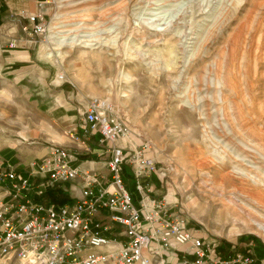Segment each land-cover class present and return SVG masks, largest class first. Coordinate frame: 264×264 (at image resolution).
<instances>
[{"label":"rangeland","instance_id":"374dc122","mask_svg":"<svg viewBox=\"0 0 264 264\" xmlns=\"http://www.w3.org/2000/svg\"><path fill=\"white\" fill-rule=\"evenodd\" d=\"M36 12L46 31L31 38L21 11H0V147L68 149L105 100L128 147L148 145L189 230L264 258V0H46ZM181 250L166 264L190 262Z\"/></svg>","mask_w":264,"mask_h":264},{"label":"built area","instance_id":"2783aa9c","mask_svg":"<svg viewBox=\"0 0 264 264\" xmlns=\"http://www.w3.org/2000/svg\"><path fill=\"white\" fill-rule=\"evenodd\" d=\"M37 4L42 7L44 2ZM21 15L27 20L21 28L25 34L32 38L45 33L43 13L21 11ZM17 43L21 40H12L10 47ZM82 125L108 146L104 184H98L89 171L72 167V156L61 146H50L24 176L11 165L2 168L0 159V186L9 188L0 201V264H166L167 250L185 246L191 264H264V258L249 250L218 252L216 245L186 227L175 206L145 190L144 179L158 175L155 161L145 154L147 144L128 147V125L113 115L109 102L92 100ZM127 169L139 196L137 203L125 187ZM80 176L82 197L70 204L43 206L30 198L33 191L41 196L55 183ZM252 226L262 229L256 220Z\"/></svg>","mask_w":264,"mask_h":264},{"label":"crops","instance_id":"0c3cea01","mask_svg":"<svg viewBox=\"0 0 264 264\" xmlns=\"http://www.w3.org/2000/svg\"><path fill=\"white\" fill-rule=\"evenodd\" d=\"M38 7L37 0H0V11L3 14H18V12L22 10H26L31 13L34 9L36 11ZM71 139L72 141L68 142L67 151L72 156V167L77 168L79 171H89L94 178H97L98 184H104L108 173L106 168V162L110 154L108 146L100 142V137L97 133L87 132L84 129V126L80 123H75V125L72 127ZM48 149L49 147L39 151V154H42L41 157H31V151H29L27 148L9 145L1 146V167L5 168L7 165H11L15 168L16 173L19 176H24L30 170L34 169L35 160L45 156ZM83 180L84 179L80 176L69 182L55 183L52 187L45 190L41 196H39L36 191H33L30 194V198L32 201L40 203L43 206H48L51 204H70L81 199L82 189L84 186ZM124 182L131 183V188L133 189V193L131 195L135 203H137L139 196L135 190L134 182L128 169L124 174ZM143 185L149 194L158 197L162 196L166 199V196H163L164 186L162 179L159 178L158 175L153 174L150 176V178L144 179ZM7 186L8 185L6 184H4V186H0V201L9 194V188ZM93 188L94 190H97L98 185L95 184ZM195 234L197 235V233ZM178 249L181 250V248ZM178 249L176 250L178 251ZM181 251L185 252L186 250L185 248H182ZM169 253L170 250H167L164 254L166 261H168L169 258L172 259V256L170 257ZM173 255L176 259L175 262H178L182 259L180 258L179 253L177 254L173 252ZM191 261L192 259L190 262L188 261V263L191 264Z\"/></svg>","mask_w":264,"mask_h":264},{"label":"water","instance_id":"95a60500","mask_svg":"<svg viewBox=\"0 0 264 264\" xmlns=\"http://www.w3.org/2000/svg\"><path fill=\"white\" fill-rule=\"evenodd\" d=\"M38 2H45L46 0H37Z\"/></svg>","mask_w":264,"mask_h":264}]
</instances>
